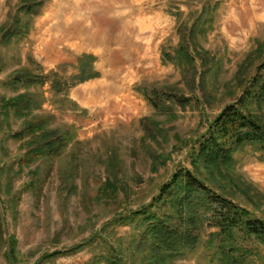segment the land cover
Masks as SVG:
<instances>
[{
  "label": "rangeland",
  "instance_id": "1",
  "mask_svg": "<svg viewBox=\"0 0 264 264\" xmlns=\"http://www.w3.org/2000/svg\"><path fill=\"white\" fill-rule=\"evenodd\" d=\"M21 1L0 0V264H107L114 253L146 264L144 226L124 218L153 204L176 170L192 169L198 139L254 75L264 58V0H44L29 22ZM17 16L28 29L4 43L1 30ZM183 42L190 69L163 56ZM83 54L98 75L64 94L50 82L11 83L20 70L68 78ZM23 93L31 112L6 122L1 99ZM35 119L66 136L60 155L26 161L15 134ZM234 156L254 190L253 201L234 200L264 217L262 153L246 147ZM214 230L205 227L198 246L170 264H215Z\"/></svg>",
  "mask_w": 264,
  "mask_h": 264
},
{
  "label": "trees",
  "instance_id": "2",
  "mask_svg": "<svg viewBox=\"0 0 264 264\" xmlns=\"http://www.w3.org/2000/svg\"><path fill=\"white\" fill-rule=\"evenodd\" d=\"M43 4L44 0H22L18 11L29 22ZM14 20L13 25L1 30L4 43H9L12 37L28 29V24L24 25L21 17ZM196 23L200 24V21ZM194 29H197L196 24L190 29L191 34H197ZM263 47L262 43L259 44L260 50ZM163 56L182 69L194 67V60L184 42L174 55L164 52ZM93 61L92 55L78 57L76 72L68 78L54 71L47 75H34L20 70L13 74L11 83L29 87L50 82L56 94H64L72 86L98 75ZM239 83L241 92L236 100L227 104L210 122L205 134L197 141V149L191 151L192 169L181 167L176 170L166 183L159 186L153 204L124 218L144 226L138 248L142 247L146 264H170L184 252L193 251L205 227L215 228L207 240V244L214 248L215 264H264V217L234 200L237 193L248 200L254 199L251 195L253 186L235 172V153L250 147L262 153L261 159L264 160V58L256 65L254 75ZM168 95L166 100L174 102L176 96ZM147 99L157 109L165 106V99L162 102L152 96H147ZM32 103L26 93L3 97L1 115L6 122L12 113L25 117L31 112ZM38 121H28L15 134L24 141L27 162L54 158L68 144V139L58 129L48 130ZM163 208L167 212L160 214ZM11 251L12 246L9 256L14 261ZM105 261L107 264H127L117 253L109 255Z\"/></svg>",
  "mask_w": 264,
  "mask_h": 264
}]
</instances>
